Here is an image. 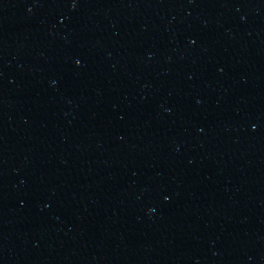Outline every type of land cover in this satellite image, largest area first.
I'll use <instances>...</instances> for the list:
<instances>
[{"label":"water","instance_id":"obj_1","mask_svg":"<svg viewBox=\"0 0 264 264\" xmlns=\"http://www.w3.org/2000/svg\"><path fill=\"white\" fill-rule=\"evenodd\" d=\"M0 264H264V0H0Z\"/></svg>","mask_w":264,"mask_h":264},{"label":"snow or ice","instance_id":"obj_2","mask_svg":"<svg viewBox=\"0 0 264 264\" xmlns=\"http://www.w3.org/2000/svg\"><path fill=\"white\" fill-rule=\"evenodd\" d=\"M77 63H79V62L77 61Z\"/></svg>","mask_w":264,"mask_h":264}]
</instances>
